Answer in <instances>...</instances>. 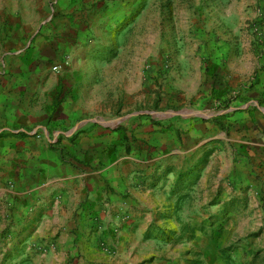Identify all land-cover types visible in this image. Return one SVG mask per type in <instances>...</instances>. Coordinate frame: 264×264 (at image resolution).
I'll list each match as a JSON object with an SVG mask.
<instances>
[{
	"label": "rangeland",
	"instance_id": "374dc122",
	"mask_svg": "<svg viewBox=\"0 0 264 264\" xmlns=\"http://www.w3.org/2000/svg\"><path fill=\"white\" fill-rule=\"evenodd\" d=\"M31 1V59L37 73L49 67L48 77L61 79L58 105L76 94L80 125L130 131L141 166L164 156L154 170L163 180L147 196L143 182L139 191L122 195L129 205L115 228L96 219L82 228L45 225L47 210L41 208L17 221L8 203L0 204V264H264V190L251 195L242 181L250 177L264 187L263 174L245 169L234 150L193 149L181 137L186 128L164 139L162 154L151 133L136 132L144 121L168 130L219 125V106H199L204 84L198 91L187 84L189 62L222 44L252 39L264 62V0H77L68 14L60 0H47L45 13ZM9 9H0V61L22 53L16 54L19 38L11 33L19 24ZM53 26L63 34L54 39L73 47L67 62L58 50L35 54L37 38ZM210 61L208 56L205 63Z\"/></svg>",
	"mask_w": 264,
	"mask_h": 264
},
{
	"label": "crops",
	"instance_id": "0c3cea01",
	"mask_svg": "<svg viewBox=\"0 0 264 264\" xmlns=\"http://www.w3.org/2000/svg\"><path fill=\"white\" fill-rule=\"evenodd\" d=\"M46 1H34L43 13L49 11L44 9ZM68 1L60 0L66 8L64 14L73 11L77 0H71V6ZM5 4L12 8L6 15L19 24L11 34L19 38L14 41L16 54L22 53L0 61V204L8 203L17 221L19 214L41 208L47 210L45 225L82 228L96 219L105 229L115 228L117 217L129 205L122 195L139 191L141 182L146 184V196L152 187H162L157 184L163 177L154 170L164 156L155 161L146 159L141 166L131 146L130 131L105 124L80 125L83 109L76 94L58 105L61 79L48 77L49 67L48 72L41 69L37 73V61L31 59L32 1L0 0V9ZM56 35L62 38V30L48 27L35 42V54L43 58L58 50L57 57L67 62L74 56L73 47L66 40L54 39ZM252 43L253 39L241 46L228 42L214 51H203L204 59L189 62L187 84L193 91L201 90L204 84L199 106L206 111L219 106L214 116L219 117V125L190 123L168 130L144 121L136 132L141 137L151 133L156 142L160 141L162 154L164 139L174 138L186 128V135L181 137L184 140L186 136L193 149L234 150L245 169H258L257 173L264 176V62ZM208 56L211 61L207 64ZM207 66L213 69L209 72ZM258 69L262 71L257 74ZM176 141L179 143L177 137ZM242 181L251 186V195L258 196L264 190L254 185L253 178Z\"/></svg>",
	"mask_w": 264,
	"mask_h": 264
},
{
	"label": "built area",
	"instance_id": "2783aa9c",
	"mask_svg": "<svg viewBox=\"0 0 264 264\" xmlns=\"http://www.w3.org/2000/svg\"><path fill=\"white\" fill-rule=\"evenodd\" d=\"M52 71H53V72H58V71H59V67H58V66H54V67L52 68Z\"/></svg>",
	"mask_w": 264,
	"mask_h": 264
}]
</instances>
